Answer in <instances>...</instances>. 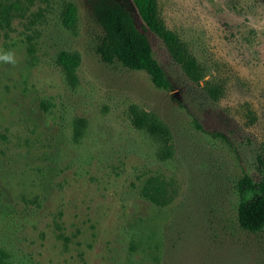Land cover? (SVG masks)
Wrapping results in <instances>:
<instances>
[{
  "label": "rangeland",
  "instance_id": "rangeland-1",
  "mask_svg": "<svg viewBox=\"0 0 264 264\" xmlns=\"http://www.w3.org/2000/svg\"><path fill=\"white\" fill-rule=\"evenodd\" d=\"M157 11L183 56L146 31L168 90L100 61L88 0H0L17 60L0 63V264H264V232L235 216V182L264 157V0Z\"/></svg>",
  "mask_w": 264,
  "mask_h": 264
},
{
  "label": "trees",
  "instance_id": "trees-1",
  "mask_svg": "<svg viewBox=\"0 0 264 264\" xmlns=\"http://www.w3.org/2000/svg\"><path fill=\"white\" fill-rule=\"evenodd\" d=\"M91 18L100 28V35L94 50L100 61L106 64H118L129 70L143 71L154 86L168 90L171 82L163 67L155 57L147 30L162 39L173 57L183 61L178 38L158 17L157 0H88ZM75 19L74 6L69 4L63 15L65 24ZM60 62L71 69L78 61L77 57L65 51L59 54ZM194 63L184 60V66L192 77L197 79ZM82 123V120H80ZM132 122L136 127H144L147 119L144 113L133 109ZM194 125L205 131L193 116ZM149 129L160 132L155 124H147ZM213 137L228 142L220 131H208ZM260 175L254 178L243 171L235 182L236 223L244 231L264 232V157L256 156ZM143 193L150 197L148 192ZM153 197V196H151Z\"/></svg>",
  "mask_w": 264,
  "mask_h": 264
},
{
  "label": "clouds",
  "instance_id": "clouds-1",
  "mask_svg": "<svg viewBox=\"0 0 264 264\" xmlns=\"http://www.w3.org/2000/svg\"><path fill=\"white\" fill-rule=\"evenodd\" d=\"M0 63L15 65L17 63L15 53L12 51L0 53Z\"/></svg>",
  "mask_w": 264,
  "mask_h": 264
}]
</instances>
